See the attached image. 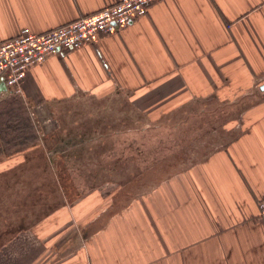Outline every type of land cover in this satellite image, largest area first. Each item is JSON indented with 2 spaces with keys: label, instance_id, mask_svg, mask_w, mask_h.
<instances>
[{
  "label": "crops",
  "instance_id": "crops-1",
  "mask_svg": "<svg viewBox=\"0 0 264 264\" xmlns=\"http://www.w3.org/2000/svg\"><path fill=\"white\" fill-rule=\"evenodd\" d=\"M117 1L0 0V41ZM263 83L264 0H156L117 32L30 67L21 94L36 113L116 97L164 129L211 120L216 144L130 201L101 187L54 208L2 264H264ZM10 92L0 79V97Z\"/></svg>",
  "mask_w": 264,
  "mask_h": 264
},
{
  "label": "rangeland",
  "instance_id": "rangeland-1",
  "mask_svg": "<svg viewBox=\"0 0 264 264\" xmlns=\"http://www.w3.org/2000/svg\"><path fill=\"white\" fill-rule=\"evenodd\" d=\"M29 105L21 93L0 97V264L10 241L54 208L101 187L130 201L216 144L211 120L164 129L162 117L151 124L116 97L81 95L37 113Z\"/></svg>",
  "mask_w": 264,
  "mask_h": 264
},
{
  "label": "built area",
  "instance_id": "built-area-1",
  "mask_svg": "<svg viewBox=\"0 0 264 264\" xmlns=\"http://www.w3.org/2000/svg\"><path fill=\"white\" fill-rule=\"evenodd\" d=\"M156 0H119L91 14L45 32L23 28L14 37L0 41V79L11 93H22V82L30 67L45 61L63 49H75L93 43L101 34L117 32L148 13ZM264 217V199L258 201Z\"/></svg>",
  "mask_w": 264,
  "mask_h": 264
},
{
  "label": "water",
  "instance_id": "water-1",
  "mask_svg": "<svg viewBox=\"0 0 264 264\" xmlns=\"http://www.w3.org/2000/svg\"><path fill=\"white\" fill-rule=\"evenodd\" d=\"M261 89H263V90H264V83L261 85Z\"/></svg>",
  "mask_w": 264,
  "mask_h": 264
}]
</instances>
